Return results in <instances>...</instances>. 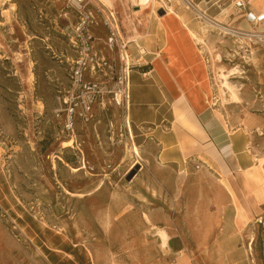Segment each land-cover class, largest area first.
Instances as JSON below:
<instances>
[{"label":"rangeland","instance_id":"rangeland-1","mask_svg":"<svg viewBox=\"0 0 264 264\" xmlns=\"http://www.w3.org/2000/svg\"><path fill=\"white\" fill-rule=\"evenodd\" d=\"M246 1L244 10L235 0L101 3L125 38L176 13L195 25L216 114L252 133L263 163L264 0ZM77 21L62 0H0V264H226L225 254L240 251L264 264V212L240 222L243 209L223 175L194 160L160 163L126 101L114 100L116 79L88 74L100 92L83 107L66 28ZM103 25L97 16L90 26L95 50L120 63ZM131 39L122 54L144 61L143 44Z\"/></svg>","mask_w":264,"mask_h":264},{"label":"crops","instance_id":"crops-1","mask_svg":"<svg viewBox=\"0 0 264 264\" xmlns=\"http://www.w3.org/2000/svg\"><path fill=\"white\" fill-rule=\"evenodd\" d=\"M165 23L134 26L126 35L146 50V65L131 73L128 117L157 144L160 163L181 167L194 160L223 175L230 198L243 209L238 221L248 224L264 212V162L252 146L253 135L217 116L209 64L192 34L196 26L185 24L178 13ZM225 255L231 257L226 264H251L243 251Z\"/></svg>","mask_w":264,"mask_h":264},{"label":"built area","instance_id":"built-area-1","mask_svg":"<svg viewBox=\"0 0 264 264\" xmlns=\"http://www.w3.org/2000/svg\"><path fill=\"white\" fill-rule=\"evenodd\" d=\"M66 7L72 8L76 11L78 21L74 25L69 24L66 28L70 30V34L73 41V46L78 52V56L73 60L71 67V77L73 79L74 91L78 93V96L82 97V104L85 109L90 108V104L94 101L96 93H99L92 82L87 81V75H94L97 73H104V75H110L117 80V88L113 90L114 100L118 103H124L128 107L130 101V79L131 73L134 67H141L146 65L144 61H138L136 64L130 63L128 55L122 54V51H128V44L133 42L129 38L123 36V25H118L114 12L104 9L102 3L99 0H62ZM165 1V0H160ZM190 2V1H189ZM191 3V2H190ZM192 4V3H191ZM193 5V4H192ZM194 6V5H193ZM235 6L239 9L247 8L246 0H235ZM202 10V9H201ZM201 17L209 18L206 11H203ZM252 15V13H249ZM248 15V13H247ZM102 17L105 25L104 27L110 33L109 40L106 42L110 47L115 44L118 46L121 62L118 63L115 59L110 62L104 55H99L95 50L94 40L95 36L91 32L90 26L95 24L96 17ZM97 23V22H96ZM145 54L142 47L141 56L139 59L143 60ZM109 69V71H105ZM82 93V95H80ZM85 94L88 98H85ZM75 100H72L70 109L75 110Z\"/></svg>","mask_w":264,"mask_h":264},{"label":"bare ground","instance_id":"bare-ground-1","mask_svg":"<svg viewBox=\"0 0 264 264\" xmlns=\"http://www.w3.org/2000/svg\"><path fill=\"white\" fill-rule=\"evenodd\" d=\"M140 4H141V3H140ZM142 8L144 9V6H142ZM143 9H140V10H138V11H141V10H143ZM194 9L198 12V14H200V15L203 14L197 6H194ZM209 21H210V20H209ZM210 22L213 23V24H216V25H221L220 23L215 22V20H212V21H210ZM221 27H222V26H221ZM192 34L195 35L194 32H192ZM245 34H246V33H245ZM252 34H253V33H252ZM250 37H251V36H250ZM256 37H257V36H256ZM260 37H261V36H260ZM225 83H227V82H225ZM226 88H228V87L226 86ZM228 90H229V89H228ZM232 94L236 95V93H235L234 91H232ZM134 151H136L137 154L139 153L137 147H135V146H134Z\"/></svg>","mask_w":264,"mask_h":264},{"label":"water","instance_id":"water-1","mask_svg":"<svg viewBox=\"0 0 264 264\" xmlns=\"http://www.w3.org/2000/svg\"><path fill=\"white\" fill-rule=\"evenodd\" d=\"M134 174H135V173H132V175H130V176L128 177V179H131V178L133 177Z\"/></svg>","mask_w":264,"mask_h":264}]
</instances>
